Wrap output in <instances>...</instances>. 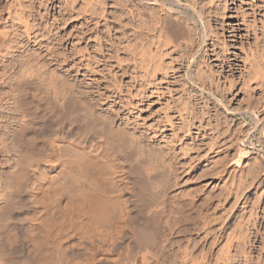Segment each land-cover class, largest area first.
<instances>
[{"label": "rangeland", "instance_id": "374dc122", "mask_svg": "<svg viewBox=\"0 0 264 264\" xmlns=\"http://www.w3.org/2000/svg\"><path fill=\"white\" fill-rule=\"evenodd\" d=\"M138 1L0 0V84L40 85L61 111L68 108L48 85L82 91L102 117L116 116V151L132 178L142 169L132 150L143 131L170 142L182 166L172 196L190 195L199 177V254L194 231L181 224L167 251L142 245L159 225L153 206L142 212L157 211L146 217L153 225L138 228L141 245L136 239L124 251L132 258L119 264H264V0ZM66 111L69 122L85 113ZM81 120L73 124L82 127ZM15 213L0 218V264H52L55 252H45L50 260L24 256ZM4 233L15 238L8 248ZM78 256L64 263L77 264Z\"/></svg>", "mask_w": 264, "mask_h": 264}, {"label": "bare ground", "instance_id": "6f19581e", "mask_svg": "<svg viewBox=\"0 0 264 264\" xmlns=\"http://www.w3.org/2000/svg\"><path fill=\"white\" fill-rule=\"evenodd\" d=\"M29 28L26 24L28 36ZM4 83L0 84V218L16 212L14 222L22 229L17 233L22 234L19 236L21 242L17 240L23 246L19 244L26 253L24 256L30 257L27 259L41 261L46 259L45 252L50 254L51 251L56 253L52 264H65L68 256L77 255L81 256L75 260L77 264L80 263L78 258L83 259L81 264H119L122 257H131L130 253L125 256L124 251H129V246H134L135 240L140 239L139 232L145 228L143 224L151 223H146V217L153 206L159 214V225L155 230V226L150 229L157 230L154 237L148 236L149 232L143 233L148 237L141 234L145 237L144 243L140 240L142 245L160 247L159 251L163 247L162 250L167 251L171 247L168 240L172 238L169 237L178 232L177 225L181 224L194 231L192 253L194 256L199 254V177H194L190 195L186 192H178L176 196L170 194L178 184V171L182 167L174 164L178 158L173 159L176 156L173 157L170 142L156 143L147 133L140 132L132 152L139 157L142 169L137 178H132L129 165L119 161V151H116L119 148L116 116L102 117L96 112L97 103L90 107L79 95L82 91L73 86L47 84L56 102L65 104L67 111H85L80 114V121L85 119L86 124L81 127L77 122L80 127L75 126L74 122L79 118L76 117V121L69 118L74 122L66 120L62 113L66 111L65 105L61 107L62 111L55 108L56 104L52 106L50 100L40 94V85L30 90L22 82ZM45 115L50 116L51 123H46ZM98 126L101 131L94 129ZM172 175L176 176L177 184H173ZM149 180L157 184H152L155 186L153 192ZM134 184H137V190ZM173 202L177 204L173 205ZM147 210L146 216L142 215ZM155 213L151 215L156 216ZM142 226L144 228L138 231ZM13 228V232L19 230ZM6 236L4 242L8 248L15 238L11 237V240ZM137 242L141 245L139 240ZM15 250L20 253V249ZM183 263L190 262L185 259Z\"/></svg>", "mask_w": 264, "mask_h": 264}]
</instances>
